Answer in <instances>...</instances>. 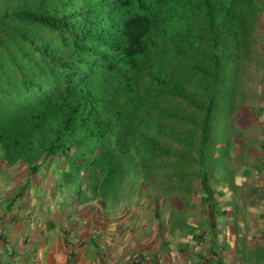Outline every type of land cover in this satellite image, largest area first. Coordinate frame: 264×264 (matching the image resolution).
<instances>
[{"label":"trees","instance_id":"obj_1","mask_svg":"<svg viewBox=\"0 0 264 264\" xmlns=\"http://www.w3.org/2000/svg\"><path fill=\"white\" fill-rule=\"evenodd\" d=\"M259 28L264 0H0L11 204L51 183L110 210L151 201L157 219L178 201L179 225L199 198L216 229L207 157L221 107L244 127L258 121L237 97Z\"/></svg>","mask_w":264,"mask_h":264},{"label":"crops","instance_id":"obj_2","mask_svg":"<svg viewBox=\"0 0 264 264\" xmlns=\"http://www.w3.org/2000/svg\"><path fill=\"white\" fill-rule=\"evenodd\" d=\"M257 123L264 127L263 119ZM247 138L244 152L233 156L241 161L228 168L231 185L212 184L216 229L199 198L178 225L170 215L157 219L146 201L133 198L110 210L77 202L52 184H34L13 205L19 184L3 177L0 264H264V150L258 144L264 134ZM7 172L0 168V175Z\"/></svg>","mask_w":264,"mask_h":264},{"label":"rangeland","instance_id":"obj_3","mask_svg":"<svg viewBox=\"0 0 264 264\" xmlns=\"http://www.w3.org/2000/svg\"><path fill=\"white\" fill-rule=\"evenodd\" d=\"M256 39L257 45L254 49V61L252 63H246L245 65L242 75L243 85L239 89L241 94L237 97V107L239 106L242 108L243 106L244 108L250 107L253 109L252 111H244L245 116H247V118H252L255 115L258 120L257 122H259L260 119L264 120L262 116L263 113L261 111V108H264V28L258 29ZM232 111V108H227L226 106L221 107L220 116L218 118L221 124L219 125L218 131L215 135V150L211 154L209 153L207 157V162L209 161V163H211L209 170L211 174H214V176H212L214 178L212 184H219L221 182L225 185L227 184L228 187L231 185V180L233 179L232 174H229V169L236 167L237 164L235 162H240L241 158L240 156H237L236 159L229 160V157L226 156L228 154L233 155L235 152H238V149L240 150V148H243L245 146V141L248 142L246 140L247 137H249V139H247L251 142V138H260L264 134V127L258 123L252 128H246L243 124H240L237 121H230L229 116H231ZM227 124H229L228 128L226 127ZM238 134H243L244 139L240 141V138H238L236 142ZM229 139L233 142H231L232 144L227 147ZM258 144H260L264 150V144L262 145V142H258ZM253 146L256 153L260 152L256 143ZM43 184L47 185L46 183ZM48 185H51V183H48ZM129 188L132 189L134 187L130 186ZM223 189L224 188H222V190ZM151 194L158 196L159 193L152 191ZM141 203H143V201ZM168 203L169 204L166 205L165 208L162 206L163 219L168 217L171 211L176 212L177 205L179 204L178 201L174 200L169 201ZM149 205L153 206L151 201H149Z\"/></svg>","mask_w":264,"mask_h":264}]
</instances>
